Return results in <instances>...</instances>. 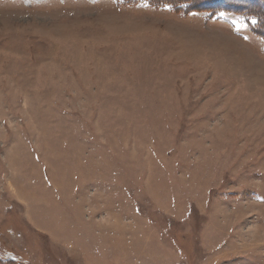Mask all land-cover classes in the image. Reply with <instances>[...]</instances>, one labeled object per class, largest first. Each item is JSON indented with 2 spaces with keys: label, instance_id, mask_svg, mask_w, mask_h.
Masks as SVG:
<instances>
[{
  "label": "rangeland",
  "instance_id": "rangeland-1",
  "mask_svg": "<svg viewBox=\"0 0 264 264\" xmlns=\"http://www.w3.org/2000/svg\"><path fill=\"white\" fill-rule=\"evenodd\" d=\"M165 1L0 0V264H264V36Z\"/></svg>",
  "mask_w": 264,
  "mask_h": 264
},
{
  "label": "trees",
  "instance_id": "trees-1",
  "mask_svg": "<svg viewBox=\"0 0 264 264\" xmlns=\"http://www.w3.org/2000/svg\"><path fill=\"white\" fill-rule=\"evenodd\" d=\"M170 2L172 4L176 2L175 5L178 4L179 8H184L186 11L206 10L213 14L218 11L237 13L244 17L248 23L252 24L251 29L255 33L264 36L263 2L260 3V6L256 4L257 0H171ZM164 3H167V1L164 0Z\"/></svg>",
  "mask_w": 264,
  "mask_h": 264
},
{
  "label": "snow or ice",
  "instance_id": "snow-or-ice-1",
  "mask_svg": "<svg viewBox=\"0 0 264 264\" xmlns=\"http://www.w3.org/2000/svg\"><path fill=\"white\" fill-rule=\"evenodd\" d=\"M253 23H255V21H253Z\"/></svg>",
  "mask_w": 264,
  "mask_h": 264
}]
</instances>
